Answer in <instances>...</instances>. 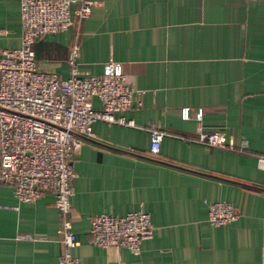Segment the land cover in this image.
Returning a JSON list of instances; mask_svg holds the SVG:
<instances>
[{"label":"crops","instance_id":"obj_1","mask_svg":"<svg viewBox=\"0 0 264 264\" xmlns=\"http://www.w3.org/2000/svg\"><path fill=\"white\" fill-rule=\"evenodd\" d=\"M91 15L38 40L39 67L63 79L79 45L82 77L108 63L143 91L140 108L119 113L169 133L150 154L148 130L97 121L74 158L68 215L84 264H264V0H91ZM21 0H0V51L22 42ZM95 108L101 107L98 98ZM202 108L203 119L184 120ZM201 130L249 141L245 153L196 143ZM232 203L237 221L214 227L205 201ZM52 193L22 203L0 184V264H58L62 217ZM143 210L155 227L140 255L100 248L93 217ZM27 236L32 237L29 239Z\"/></svg>","mask_w":264,"mask_h":264},{"label":"built area","instance_id":"obj_2","mask_svg":"<svg viewBox=\"0 0 264 264\" xmlns=\"http://www.w3.org/2000/svg\"><path fill=\"white\" fill-rule=\"evenodd\" d=\"M93 4L91 0H21V46L0 51V184L10 186L13 196L22 203H34L46 193L54 194L62 217L59 234L64 246L58 264H84L72 253L79 241L68 215L76 177L72 162L82 138L93 136V124L105 121L148 130L151 155L160 153L163 138L170 135L117 116L142 107L143 91L131 87L126 76L116 71L115 63H108L102 75L80 76L77 43L68 58L69 78L39 67L33 45L48 35L68 30L74 24L73 5L78 6L74 14L81 22L91 15ZM94 98L101 102L100 108H95ZM203 115L202 108L193 115L189 107L181 110L184 120L201 121ZM193 141L240 153L249 148L248 140L236 142L219 130H201ZM257 164L264 168V155L258 156ZM205 203L208 222L214 227L229 225L239 218L230 202ZM154 234L151 216L143 210L97 215L89 230L97 247L126 248L134 255H140L141 244L153 239Z\"/></svg>","mask_w":264,"mask_h":264}]
</instances>
